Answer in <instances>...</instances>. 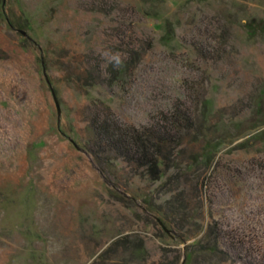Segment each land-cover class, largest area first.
I'll return each instance as SVG.
<instances>
[{
    "label": "rangeland",
    "instance_id": "rangeland-1",
    "mask_svg": "<svg viewBox=\"0 0 264 264\" xmlns=\"http://www.w3.org/2000/svg\"><path fill=\"white\" fill-rule=\"evenodd\" d=\"M176 106L207 129L184 137L180 168L154 181L96 157L89 126L106 107L140 128ZM258 107L264 0H0V264H190L194 243L199 264H264ZM179 206L178 226L202 230L187 241L171 227ZM168 214L174 234L159 223ZM214 223L223 262L199 251Z\"/></svg>",
    "mask_w": 264,
    "mask_h": 264
},
{
    "label": "trees",
    "instance_id": "trees-1",
    "mask_svg": "<svg viewBox=\"0 0 264 264\" xmlns=\"http://www.w3.org/2000/svg\"><path fill=\"white\" fill-rule=\"evenodd\" d=\"M251 27L263 28L262 24L258 23ZM168 29V31H170L169 33H171L172 30L170 26ZM169 35L170 34H168L166 38L168 40L170 39L168 38ZM117 65V70H109V75L106 77L110 85H119L129 66L128 62L118 63ZM200 103V111L195 110L193 113L195 115V120L197 119V121L205 123L207 117L210 116L209 104L206 100H201ZM189 110L188 108L179 109L178 106H176V108L169 110L164 118L159 119L154 124L138 128L119 122L110 111L109 107H106L103 117L91 121L89 126L93 136L101 143V151L97 152L96 157L98 158L100 154L101 156L99 157L101 158L106 157V159L122 160L126 164L135 166L137 170H143V175L146 177L154 181L161 180L170 170L180 168L179 158L181 159L183 154L182 141L185 136L193 137L194 141H200V139L205 138L207 129L203 126L202 128H196L194 119L192 120V118H190L191 114ZM257 112L264 118V111L262 112V109L258 107ZM261 124L264 126V121ZM260 136L264 138V130L257 133L255 138ZM220 141L221 140H216V142H211L212 144H210L209 147H204L203 151H207L206 153H208V156H202L203 159H206V168L211 167L215 154V152H210L208 148L213 145V148L218 146ZM191 165L192 163L190 165L188 164L187 168L191 167ZM120 198H122V196L118 195L117 199ZM176 213L179 216L185 215L184 207L179 206L176 209ZM180 219L181 216L178 219V221L181 222L176 224L177 226L188 223L185 219ZM159 223L174 224L173 215H165L163 222L159 221ZM177 226L171 225L173 229L180 231L181 234L178 235V237L183 241L197 237L202 231L201 227L199 231L196 229L193 233L186 230L184 231V226ZM169 234H174V232L169 230ZM202 235L203 236L199 240L206 242V245L201 246L202 248L200 247L199 250L204 253L202 258L213 259L218 256L223 258V262L225 260L224 257H226V252L219 245L222 236L218 223H214L213 228H209V230L205 231ZM199 240H196V243H200ZM116 243L117 242L113 243V245ZM195 245V243L190 245L186 251L185 260L187 263L199 264L201 262L195 255Z\"/></svg>",
    "mask_w": 264,
    "mask_h": 264
},
{
    "label": "water",
    "instance_id": "water-1",
    "mask_svg": "<svg viewBox=\"0 0 264 264\" xmlns=\"http://www.w3.org/2000/svg\"><path fill=\"white\" fill-rule=\"evenodd\" d=\"M21 33H22L25 37H28L27 34H26L25 32L21 31ZM52 94H53V97H54V100H55V104H56V106H57L58 114H60L59 104H58V101H57V99H56V96H55V93H54L53 90H52ZM160 224H161V226L164 228V230H165L167 233H169V230H168V229H167L162 223H160Z\"/></svg>",
    "mask_w": 264,
    "mask_h": 264
}]
</instances>
